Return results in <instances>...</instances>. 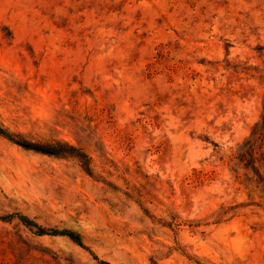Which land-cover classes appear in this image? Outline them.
<instances>
[{
    "label": "rangeland",
    "instance_id": "1",
    "mask_svg": "<svg viewBox=\"0 0 264 264\" xmlns=\"http://www.w3.org/2000/svg\"><path fill=\"white\" fill-rule=\"evenodd\" d=\"M0 126V264H264V0H0Z\"/></svg>",
    "mask_w": 264,
    "mask_h": 264
},
{
    "label": "trees",
    "instance_id": "2",
    "mask_svg": "<svg viewBox=\"0 0 264 264\" xmlns=\"http://www.w3.org/2000/svg\"><path fill=\"white\" fill-rule=\"evenodd\" d=\"M0 136L8 139L12 143L26 149L29 151H33L35 153H39L42 155L55 157V158H73L78 160L83 170L89 175L91 178H94L93 170H92V159L89 154L77 147L75 145H71L66 142H54L49 144H42L38 142L29 141L21 136H16L10 133L8 130L4 129L0 126ZM255 169V168H253ZM19 220L28 228H38L37 224H35L30 218L26 216H18ZM4 219L0 217V220ZM41 236L44 235H53V236H64L68 237L71 241H73L76 245H78L81 249L88 252L95 261L99 264H109L106 261L101 260L91 248H89L83 241L82 236L74 231L71 230H54L51 234H48L43 229L38 228Z\"/></svg>",
    "mask_w": 264,
    "mask_h": 264
}]
</instances>
